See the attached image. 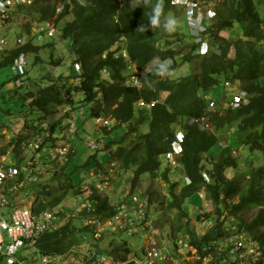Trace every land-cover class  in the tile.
Segmentation results:
<instances>
[{
    "label": "trees",
    "instance_id": "trees-1",
    "mask_svg": "<svg viewBox=\"0 0 264 264\" xmlns=\"http://www.w3.org/2000/svg\"><path fill=\"white\" fill-rule=\"evenodd\" d=\"M34 1L38 21L48 18H52L56 24L62 21L63 37H71L73 61L81 63V72L77 76L79 83L69 84L65 90L59 81L63 80L61 82L67 85L66 80H55L53 77L39 89L28 90L25 97L29 105L46 116L65 104H73L74 99L71 98L76 94L83 101L93 104L90 109L92 117L111 118L114 121L110 128L100 123L103 133H110L115 127H126V132L133 134V139L125 140L123 134L117 140L112 137L108 145L114 144L115 149L109 152L110 158L115 157L118 167L124 172L132 170L129 191L136 190L143 175L159 177L167 182V205L161 215L168 214V209L175 212L176 224H171L170 237L174 238L178 232L187 230L191 234L190 243L196 250H216V242L231 232L226 228L224 211H229L228 215L234 218L235 213L260 206L250 221L244 223L237 217L235 225L239 233L245 231L251 234L255 230V238L262 245L264 233L260 229L264 225V164L252 168L245 183L241 182V174H230V171L238 165L232 148L235 144L243 145L249 155L253 152L264 155V14L256 5L257 1L264 3V0H217L213 3L214 7L200 2L201 7L214 11L202 30V39L209 41L219 52L213 49L207 54L195 53L198 44L193 36L189 50L182 54L183 50L178 49L176 44L183 42V37L176 34L177 31L165 30L164 20L176 6L172 0H162L160 23L157 25H151L149 17L158 0ZM60 3H63V8L57 12ZM235 23L240 28L238 36L222 33ZM29 27L27 23L23 26L24 33L15 37L24 39L25 34L24 43L15 40L10 48L0 53L4 55L0 58V66L5 63L12 65L14 57L21 51L26 56L29 52L38 51L39 46L33 44L35 37L29 34ZM52 46L48 43V47ZM114 46L116 48L112 49ZM155 59L160 60L156 68L143 72ZM165 60H171L169 70L160 73L158 68ZM178 60L188 63L190 72L172 77L171 72L179 66ZM51 61L55 66L60 64V60L53 58L52 54ZM129 61L135 62L141 73L139 85L124 83L129 74ZM103 69L108 73L106 76L102 75ZM226 80L233 81L236 88L246 91L247 103L233 108L230 104L233 93L229 92L227 101H218L209 95L219 84L225 88ZM205 95L209 97L205 98ZM211 100L215 101L214 109L209 107ZM202 117L207 118L210 128L201 124ZM190 119L194 121L190 122ZM60 125L59 120L49 125L51 135L43 140L42 145L63 144L61 132L54 134ZM140 126L145 128L144 131ZM230 128L236 129V140L225 137L226 143L219 145V139ZM177 130H182L184 134L182 151L177 158L183 174L190 180L188 183L184 179L171 181V167L161 159L172 148ZM30 138L19 134L9 141V144L14 143L16 158ZM214 146L217 147L216 155L212 153ZM75 152L73 149L67 154V159L62 163L63 171L64 164L72 160ZM206 159L212 162L210 168L203 162ZM204 170L209 175L207 182L202 176ZM67 180L59 194L42 189L44 194L52 195L47 203L60 201L70 190L69 187L79 188L70 179ZM202 187L206 197L215 205V218L212 227L198 236L193 229L184 227L183 219L187 214L183 207L185 200ZM91 188H94L93 184ZM147 192L149 194L150 190ZM91 198L97 199L94 213L101 217L113 213L114 206L108 195L101 196L95 190ZM204 214L198 213L196 218L200 219ZM68 231L73 229L65 228L62 234L54 232L45 235L39 241L40 247L46 251L64 249L74 237H68ZM113 241L111 239L109 243L113 244ZM121 247L130 250L124 238L111 250L117 251ZM117 254L120 255L119 252Z\"/></svg>",
    "mask_w": 264,
    "mask_h": 264
},
{
    "label": "built area",
    "instance_id": "built-area-1",
    "mask_svg": "<svg viewBox=\"0 0 264 264\" xmlns=\"http://www.w3.org/2000/svg\"><path fill=\"white\" fill-rule=\"evenodd\" d=\"M34 0H0V23L8 21L13 10L20 6H28ZM172 4L182 5L185 8V17L188 27L198 31L194 42L198 44L197 51L205 54L214 49L209 41L202 39V30L214 11L211 8L204 9L197 0H172ZM62 5L58 11L62 9ZM264 27V23H263ZM190 28V27H189ZM62 29L58 27L53 19L36 22L31 31V37L40 40L43 37H61ZM18 43H24L25 39L16 38ZM10 48L9 39L0 36V52ZM27 56L21 51L14 57L12 69L14 71L15 83L21 86L25 81L27 72ZM74 70L81 69V63L74 61ZM133 71H130L132 70ZM128 77L125 84L139 85L140 72L136 65L129 61ZM80 74V73H79ZM105 69L102 75H107ZM24 76V77H23ZM233 83L231 80L224 82L225 87ZM232 94L230 104L233 108L248 102L247 93L241 88ZM209 95H205L208 98ZM151 104V103H150ZM150 104H147L148 106ZM69 106L66 105L64 110ZM209 107L215 108V101L211 100ZM95 122L99 129L100 123L110 125L111 118L97 117ZM194 119H190V122ZM201 124L211 127L207 118H201ZM50 130L45 126L43 132H36L32 136L26 149L38 151L43 140L50 136ZM62 135V133H61ZM9 136V137H8ZM184 134L177 130L172 148L163 155L165 163L171 168L180 169L178 156L182 151ZM12 136L5 129L0 131V264H256L259 258L264 259V251L260 250V244L253 236H244L243 232L230 234L223 239L230 243L228 250L222 245V240L216 242V250H196L190 243L191 234L187 230L177 233L172 241H166L160 236L154 237L155 228L151 226L150 198L140 191H127L122 193L118 202L112 203L114 211L112 214L101 217L94 213L97 199L91 198L93 189L81 184L77 189L69 190L64 197L55 204H49L46 200L37 199L35 192L28 200L21 195L30 196V186L33 183L34 173L41 169L42 163L37 158L26 156L24 152L16 158L14 143L9 144ZM223 145L222 139L218 141ZM89 149L98 148V141L90 137L86 142ZM73 150L67 143L49 146V155L52 159L64 162L69 151ZM204 180H209L206 171L202 172ZM188 183L189 178L183 176ZM106 185V184H105ZM92 186V184H91ZM94 186V185H93ZM48 189V188H45ZM90 190L86 196L87 190ZM199 196L204 197L203 190H198ZM18 199L15 204L12 200ZM27 201V204L24 202ZM202 210L199 209V212ZM79 222V225L75 223ZM206 225L212 227L214 218L207 217ZM73 229L67 235H73V240L62 250H43L39 241L47 234L57 232L62 234L63 229ZM145 229L147 234L144 242H137L136 250H110L103 241L106 233H119L135 236L139 230ZM153 234V235H152ZM178 235V237H176ZM154 238V239H153ZM139 249V250H137ZM120 253V255L117 254ZM223 252V253H222Z\"/></svg>",
    "mask_w": 264,
    "mask_h": 264
},
{
    "label": "rangeland",
    "instance_id": "rangeland-1",
    "mask_svg": "<svg viewBox=\"0 0 264 264\" xmlns=\"http://www.w3.org/2000/svg\"><path fill=\"white\" fill-rule=\"evenodd\" d=\"M45 1L49 3H53L55 1L60 2V0ZM198 1L203 2L204 5H211L214 7L213 3L217 0ZM34 3L35 1L28 6H20L16 8L12 11L11 17L8 21L0 23V36L8 38L10 44L15 41V37L18 34L24 33L25 30L23 26H26L27 23H29L30 26V35L33 25L36 22L40 23V21L37 20L39 14L36 12ZM256 5L261 14H264V3L262 1H257ZM185 11L186 10L182 5H176L173 10L168 13V17H174L177 21L173 30L175 32L177 31L176 34L178 33V35L183 37V42L176 44L178 49L183 50L182 54L189 50V44L192 41V36L195 37L198 35V31L193 29L191 25L189 26L190 28L188 27ZM61 25L62 21H59L58 27ZM222 33L229 36H238L240 33L239 24L235 23V25L231 28L222 30ZM24 39L26 40L25 34ZM32 42L34 45H38L39 49L38 51H32L27 54V72L25 75V81L21 86H17L15 83L14 71L11 67V63H5L0 66V131L5 129L8 134L12 136V138L19 134L23 136L28 135L30 138L31 136H34L36 132H43L45 130V126L49 127L52 122L59 120L61 125L57 127L54 134L58 135L61 132L63 144L67 143L68 146L71 145V148L73 146L74 148L72 149H75L76 152L73 154L72 160L69 163L64 164L63 171L62 162L52 159L49 155L50 145H44L45 147L38 151L24 148V154L26 156L34 155L37 160L42 163V167L34 173L33 183L30 186V196L21 195V198L28 200L35 192L39 201H47L52 195L44 194L42 192L43 188H48L49 190H53L55 194H59L63 191L62 186L67 183V179H70L73 183L77 184V186L86 183L87 187H91V184H93L94 188L96 186L93 190H96L99 195H108L111 203L118 202L121 195L131 190L133 172L132 170L124 172L118 167L115 157L110 158L109 153L111 150L113 151V149H115V145L111 144V146L108 144L112 137L117 140L118 137L123 134V138L125 140H130L133 139V134L126 132V127H124L125 129L115 127L112 132L103 133V129L101 127L99 129L97 128L98 125L95 122L96 120L91 116L90 109L93 104L83 101L80 95L75 94V97L71 98L74 99L73 104H65L63 107H59V110L50 115L45 116L43 113L41 114L37 108H32L29 105L28 99L25 97L28 90L39 89L40 87L48 84L52 77L55 80L58 78H64L68 86L61 82L63 80H60L59 82L62 89L65 90L69 87V84L79 83L80 78L77 76L78 73L81 72V69L77 71L78 73L73 69L74 65L72 61L74 60V56L71 53L70 36L65 38H49L46 36L40 40L34 38ZM48 43L53 44V46L51 48L48 47ZM184 44L186 45L185 47ZM115 48L116 46L112 47V49ZM214 50L219 52V49L217 48H214ZM51 54L53 58L60 60L59 65L55 66L52 63ZM3 56L4 55L0 54V58ZM158 61L160 60L155 59L152 63H149L143 72L150 68H156L159 64ZM133 64L136 65L135 62H133ZM177 64L179 66H177L170 74L172 77L177 75H186L190 72V65L188 63H183L178 60ZM234 90H237L235 83H231L225 88L219 84L209 95L218 101H227L228 98H230L229 92L234 93ZM222 104L223 102L219 103V105ZM66 105L69 107L64 110ZM26 121L27 124H25ZM109 124L110 125H108V127L110 128L113 126L114 121L109 122ZM25 125L29 127H25ZM140 129L144 131L145 128L140 126ZM235 130L236 129L234 128H230L225 131L226 135H224V137L222 136L223 144L226 143L227 138L225 137H233V139L235 138L236 140L238 135ZM90 137H93L98 141V149L91 150L86 146V142ZM232 148L235 150L233 151V154L236 155L238 159V165L235 168L232 167L230 174H241L239 176L241 178V182L245 183L248 180V173L253 170L252 168L260 164H264V155L261 156L259 152H253V154L249 155L243 145L235 144ZM216 150L217 147L214 146L212 152L214 155L217 154ZM161 159L162 162H164L163 156ZM203 162L207 168L211 167L212 162H210L209 159L203 160ZM182 174V167H180V170L172 168L169 172V178L171 181L182 180ZM183 176L185 175L183 174ZM167 187V182L161 181L159 177L150 178L143 175L135 189L145 195L148 194L147 190H150L149 194L151 196L149 194L148 196L150 197L151 203V226L155 228V234L152 235L156 237V239H158L157 236L165 238L168 242L174 239L169 236V232L172 228L171 224H176V221L173 209H168V214L161 215L167 205ZM179 187L180 186H178V188ZM69 189L71 190V187H69L68 190ZM89 193L90 190L88 189L86 196L89 195ZM17 200L18 199L12 200V203L15 204ZM160 202L162 204H159ZM24 204H27V201H25ZM259 207L260 206L248 207L240 213H235L234 218L228 215L229 211H224L226 214V228H229L232 234H236L234 233L237 232L235 218L240 217L244 223L248 222L255 216ZM183 208L187 214L183 219V224L185 225L184 227L187 229H193L198 236H201L211 228L206 225V218L207 216L215 218V205L212 203L211 199L206 197V195L202 199L198 192L194 191V193L185 200ZM199 209L202 211L199 212ZM202 212L206 215L204 214L202 215L204 217L197 219L196 215ZM163 221L164 224H161ZM75 224L79 225V222L77 221ZM260 231L264 233V225L261 227ZM139 233L141 234H135L133 237L132 235L127 234L122 237L119 233H106L103 244L111 250L114 249V245H116L119 240L122 241V238H124L128 240L129 245L132 242L134 243V245L131 246V250L134 251L136 250L138 240L144 242V236L147 234L145 229L139 230ZM178 233L181 234V232ZM255 233V230H253L251 234L244 231L243 235L255 237ZM176 237H178V235ZM111 239L114 240L113 244L109 243ZM229 243L230 242L228 240H222V245L225 250H228L229 247H231ZM120 250H123V248ZM260 250L264 251V235L263 244L260 246ZM255 263L264 264V259L259 258L255 261Z\"/></svg>",
    "mask_w": 264,
    "mask_h": 264
},
{
    "label": "clouds",
    "instance_id": "clouds-1",
    "mask_svg": "<svg viewBox=\"0 0 264 264\" xmlns=\"http://www.w3.org/2000/svg\"><path fill=\"white\" fill-rule=\"evenodd\" d=\"M63 6V3H60L56 9L57 12H60L61 10L58 11V8L60 6ZM175 5V4H174ZM63 8V7H62ZM161 8H162V0H158V3L156 4V6L153 8V14L149 17V21H150V24L151 25H157L158 23H160L159 21V16H160V12H161ZM48 19H52V18H48ZM177 21L174 17H166L165 20H164V26H165V30L166 31H172L174 29V26L176 25ZM56 24V23H55ZM58 26V24H56ZM61 28V26H59ZM62 29V28H61ZM63 32V31H62ZM63 37V34L62 36ZM210 50H213V49H210ZM210 52V51H209ZM207 52V53H209ZM195 53H198V54H201L199 53L198 51L195 52ZM205 53V54H207ZM74 62V61H73ZM153 62V61H152ZM151 62V63H152ZM171 64V60H165L158 68V72L160 73H164L165 71H168L169 68H168V65ZM77 72V71H76ZM78 73V72H77ZM79 74V73H78ZM172 169V168H171ZM180 170V169H179ZM205 171V170H204ZM182 179H183V174H182ZM206 181V180H205ZM207 182V181H206ZM203 190V193H204V196H205V190H204V187L198 189V190ZM197 190V192H198ZM204 197H202L203 199ZM204 213V212H202ZM201 217H204V216H201ZM211 217V216H210ZM234 233H239V232H234ZM231 232L229 234H227L226 236L230 235ZM254 237V236H253ZM255 238V237H254ZM256 239V238H255ZM258 240V239H257ZM128 241V240H127ZM259 242V241H258ZM129 244V242H128Z\"/></svg>",
    "mask_w": 264,
    "mask_h": 264
},
{
    "label": "crops",
    "instance_id": "crops-1",
    "mask_svg": "<svg viewBox=\"0 0 264 264\" xmlns=\"http://www.w3.org/2000/svg\"><path fill=\"white\" fill-rule=\"evenodd\" d=\"M198 1V0H197ZM200 2V1H199ZM205 9V8H204ZM208 21H206V23H207Z\"/></svg>",
    "mask_w": 264,
    "mask_h": 264
}]
</instances>
